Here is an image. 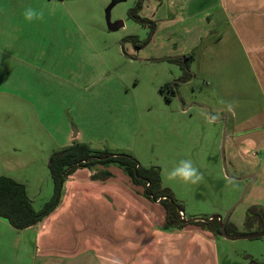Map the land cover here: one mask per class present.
<instances>
[{"label":"rangeland","instance_id":"obj_1","mask_svg":"<svg viewBox=\"0 0 264 264\" xmlns=\"http://www.w3.org/2000/svg\"><path fill=\"white\" fill-rule=\"evenodd\" d=\"M137 1L0 0V177L26 184L39 211L54 193L52 155L75 143L86 144L94 152L128 155L143 167L160 168L164 186L186 206L188 218L226 215L245 192L232 215L243 224L247 210L260 202L254 194L260 183L250 186L243 163L257 169L260 156L242 154V146L233 141V121L226 118L231 106L239 119L245 116L242 78L235 73L236 66L242 70V57L231 59L226 50H216L219 58L213 65L219 79L211 88L233 87L231 98H210L203 74L179 83L176 97L172 91L162 92L166 84L174 88L181 76L177 64L161 58L170 51L164 45L176 41L154 43L151 30L129 16ZM29 6L43 10L44 19L25 21ZM122 21L124 27L119 26ZM130 37L148 45L138 50L126 41ZM216 53L199 57L204 68ZM200 62L192 73L202 69ZM255 96H260L257 89L245 100L246 112L253 107L252 99L259 104ZM187 158L199 168L203 181H169L168 171ZM263 192L264 187L260 195ZM96 215L116 222L122 230H111L116 236H137L135 248L140 250L149 236L177 231L166 223L164 207L147 198L144 187L118 163L79 168L68 177L56 218L74 223L67 245L71 252L84 250L83 244L89 249L91 241L98 240L78 222L88 224ZM184 231L208 236L195 228ZM218 241L200 244V256L197 249L177 255L176 264H264V238Z\"/></svg>","mask_w":264,"mask_h":264},{"label":"crops","instance_id":"obj_2","mask_svg":"<svg viewBox=\"0 0 264 264\" xmlns=\"http://www.w3.org/2000/svg\"><path fill=\"white\" fill-rule=\"evenodd\" d=\"M150 8L153 9L151 13L148 12ZM144 13L146 19L156 24L154 43L159 39L176 41L164 45L170 51L162 59L190 57L192 69L197 61L200 62L199 57L202 59L211 51L216 53L217 49L226 50L231 59L242 57V70L236 66L238 72L235 73L242 78V102L245 104H242V115L245 116L239 119V114L231 106L226 118L228 122L233 121V141L242 146V154L250 152L253 156H260L257 169L247 162L243 164L247 167L248 176H255L250 186L260 183L259 192L254 194L260 201L258 205L264 209V192L260 195L264 187V0H146L139 14ZM217 55L213 54V58L210 56L206 60L205 68L200 62L202 69L195 72V76L205 75L210 98H221L220 95L231 98L233 87L223 84L221 90L215 86L211 88L219 79L215 74L217 67L214 69L213 65L219 58ZM179 71L182 73L181 69ZM227 71L230 72V68ZM220 79L223 81L224 77ZM254 89L260 95L255 96L259 104L252 99L253 107L246 112L248 101L245 100ZM58 211L59 207L42 222L26 230H17L8 221L0 219V264H146L147 261L176 264L177 255L197 249L200 256L204 251L200 244L212 245L210 241H213L211 235L202 230L198 231L208 236L201 237L195 231L188 234L176 231L170 235L163 231L162 237L146 238L140 250L135 248L137 236H116L111 230L122 231L116 222L104 221L96 215L95 220L88 224L85 220L78 222H83L91 235L98 236L102 243L95 239L89 249L83 244L84 250L73 253L67 245L74 223L56 218ZM60 221L61 225L58 224ZM109 239L112 245L107 244Z\"/></svg>","mask_w":264,"mask_h":264},{"label":"trees","instance_id":"obj_3","mask_svg":"<svg viewBox=\"0 0 264 264\" xmlns=\"http://www.w3.org/2000/svg\"><path fill=\"white\" fill-rule=\"evenodd\" d=\"M145 1L138 0L135 9L130 10L129 16L141 23L144 27L149 28L152 33L151 35H153L156 31L155 22L141 18L138 15ZM126 41L132 42L137 48H144L148 45L138 37H130ZM165 60L175 64H181L184 70V79L190 77V57H172L166 58ZM175 87L176 85H174ZM172 88L170 84H166L161 88V91H171ZM167 99L170 100L169 97ZM99 163H118L125 169L134 183L137 185L150 183L156 188L155 190L159 191V195H167L170 197V200H173L171 191L162 188L160 168H146L131 156L114 155L106 151L94 152L86 144L75 143L52 155L49 162V171L54 184V193L51 199L39 211L33 206L26 184L17 182L10 177H0V219L8 221L17 230H26L39 224L59 207L62 201L64 185L68 177L74 174L79 168L89 167ZM108 176L109 173L103 175L104 178ZM151 190L146 193L147 198H156L159 196L158 194L150 192ZM260 213L263 214V211L260 210ZM167 219H169L170 224L173 223L170 217H167Z\"/></svg>","mask_w":264,"mask_h":264},{"label":"flooded vegetation","instance_id":"obj_4","mask_svg":"<svg viewBox=\"0 0 264 264\" xmlns=\"http://www.w3.org/2000/svg\"><path fill=\"white\" fill-rule=\"evenodd\" d=\"M137 49L142 50L144 48H137ZM154 60H157V59H154ZM177 65L182 70V73H181L179 80L174 83L176 87L172 88L171 90L175 97L179 95L180 93L178 92L179 86H180L179 83H190L195 77V74L192 73L191 71V65H190L191 75L187 79H184L183 77L184 76L183 66L181 64H177ZM251 178L252 176L251 177L248 176L247 178L249 179V183L254 181ZM161 179H162V173H161ZM161 184H162L163 189H169L171 191L173 200H170V197H168L167 195H159L158 194L159 191L155 190L156 188L153 187V185L150 183L140 185V186L144 187L145 196H146V193L150 189L153 190V191L151 190L150 192H152L153 194L159 195L156 198H149V199L153 200L156 204L164 207L165 220H166V223L169 224V228L171 230L184 231L186 228H195L198 230H202V231L210 233L211 237L213 238V240H215L218 243V245L220 244L218 239H224L227 241H239L243 239L252 240V239L264 238V237H256V238H250V239L242 238V236L264 233V209L260 205L254 204L247 210V216L243 224H242V221L240 222V221L234 220L232 217L233 212L241 204L242 199L244 198L243 195H245V192L241 196L240 202L234 208H232L229 212H227L226 215H221V214L213 215V216H221V218H214L213 216L198 217L192 214L188 218L186 206L176 199L175 194L170 188L164 186L163 179H162ZM260 210L263 211V214L260 213ZM167 217L171 218V221L173 222L172 224L169 223V219H167ZM191 219H199V220L186 223V224L183 223V221H189ZM223 227L227 235L233 239H228L223 235V231H222ZM236 238H239V239H236ZM226 264H229V263H226ZM252 264H256V263L252 262Z\"/></svg>","mask_w":264,"mask_h":264},{"label":"clouds","instance_id":"obj_5","mask_svg":"<svg viewBox=\"0 0 264 264\" xmlns=\"http://www.w3.org/2000/svg\"><path fill=\"white\" fill-rule=\"evenodd\" d=\"M25 21L31 23L33 21H42L44 19V11L37 10L31 6L26 7L23 13ZM169 181L179 180L187 185H197L204 179L203 174L190 158L181 159L167 173Z\"/></svg>","mask_w":264,"mask_h":264},{"label":"water","instance_id":"obj_6","mask_svg":"<svg viewBox=\"0 0 264 264\" xmlns=\"http://www.w3.org/2000/svg\"><path fill=\"white\" fill-rule=\"evenodd\" d=\"M119 26H120V27H124V26H125L124 22H123V21L120 22V23H119ZM75 138H76V136H75ZM225 142H226V140H225V137H224V140H223V147H222V152H223V154H224V149H225ZM109 157H111V156H109ZM251 179H252V180H255V177L252 176ZM243 196H244V195H243ZM213 217H214V218H221V216H213ZM197 220H199V219H191V220H189V221H183V223L186 224V223H190V222L197 221ZM222 231H223V235H224L226 238H228V239H233V238H231V237H229V236L227 235V233H226L225 230H224V227H223ZM256 237H264V233H260V234H256V235L242 236V238H247V239H250V238H256ZM236 239H239V238H236Z\"/></svg>","mask_w":264,"mask_h":264}]
</instances>
